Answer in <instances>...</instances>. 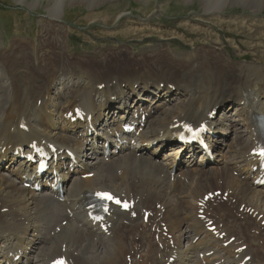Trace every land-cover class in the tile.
<instances>
[{
    "label": "bare ground",
    "instance_id": "1",
    "mask_svg": "<svg viewBox=\"0 0 264 264\" xmlns=\"http://www.w3.org/2000/svg\"><path fill=\"white\" fill-rule=\"evenodd\" d=\"M18 1L22 3V0ZM82 1L100 6L109 0ZM198 1L205 15L221 14L227 6H243L253 15L262 13L264 9V0ZM65 2L52 0L47 5L48 16L44 22L46 33L39 40L37 38L38 43L17 37L10 41L7 48L0 39V161L16 145L45 140L58 150L71 148L81 158V166L85 170L65 175L63 190L73 214L69 218L65 203L55 201L48 190L35 193L22 187L19 170L23 163L15 164L10 159L4 167L0 165V207H7V212H0V246L3 247L0 263L5 259L10 264H19L12 262L8 254L12 252L14 256L21 251L20 264H47L48 260L64 250L74 264H128L126 256L132 258L131 264H159L157 254L160 252L163 256H171V251L168 246L159 251L149 241L147 234L150 232L140 221V210L154 209L155 216L151 219L154 221L158 213L155 207L161 204L165 208L161 221L167 224L168 233L175 241L180 260H183L176 264H201L197 250L204 253L213 251L203 258L207 264H240L246 255H251V259L244 264H264V241L256 243L261 237L250 233L252 229L261 230L256 217L262 215L260 220L264 219V186L258 189L253 186L252 180H248L252 159L249 151L255 146V140H259L254 118L261 117L264 121L262 58L258 54L253 55L260 64L235 61L219 47V42L214 48L201 45L184 53L159 42L138 54L131 52L129 48L132 46L126 49L108 46L78 57H69L64 40L57 38L61 26L56 21L64 11ZM35 4L30 3L29 7ZM236 20H240L241 26L252 24L254 30L251 34H260L253 37L261 40L249 45L250 49L264 47V19L242 17ZM221 23L224 26L236 21L225 18L221 19ZM67 74L70 78L82 79V83L70 89L64 86L63 92H52V84ZM161 82L164 87L160 90ZM100 85L103 86L100 88ZM144 93L156 96L153 99L139 97ZM130 96L136 97V104L132 106L127 101ZM112 97L123 103L113 102ZM173 100L175 102L171 103ZM229 102L236 103L235 114L239 121L237 124L233 119L229 120L228 129L235 134L228 145L229 149L233 148L231 155L215 170L207 167L210 163L205 162L203 157L195 161L191 168L179 165L171 181L169 173L172 165L177 156H183V152L170 149L167 163L164 159L159 160L165 144L159 143L153 148H149V144L169 137L173 132L169 129L171 124L182 120L199 122L206 119L215 106L222 108V114L212 124L219 127L218 132L224 133L223 115L227 117L225 111L229 106L226 108L225 104ZM74 106L93 114L92 123H99L105 131L117 129L123 119L126 120L139 108L156 110L158 117L153 118L152 115L145 128L134 137L137 144L132 150L111 153L109 161L105 162L100 155H96L98 152L94 155L90 153V140L100 137L76 140L71 132L73 128L80 127V132L84 133L86 126L82 123L74 126L65 119H56L57 115L62 118ZM113 111L117 113L116 119L110 115ZM22 124L27 125V132L19 128ZM59 126L64 127L66 132L59 131ZM241 128L247 138L243 136ZM217 143L214 139L215 153L220 151ZM96 149L101 151V147ZM58 158L56 169L63 171L64 153L59 154ZM92 171L95 174L91 178L79 177ZM232 171H237L238 176L244 179L233 177L230 174ZM218 180H221V185L212 189ZM97 189H110L134 197L138 217L132 219L126 213L113 212L109 218L111 226L108 236L97 227L90 226L81 210V201L87 193ZM216 189H222V193L227 191L228 198L235 199V203H229V207L220 204L218 199L215 205L208 202V209L215 207L212 214L216 219V228L226 233V238L221 240L214 239L205 231L203 222L196 217L197 206L189 207L186 200L180 199L182 196L195 198L197 203L204 193ZM242 203L245 206L240 211ZM251 209L258 211L255 217ZM65 219L66 224L57 232L55 227ZM195 235L199 238L193 243ZM232 235L236 236L235 240L223 247L224 241ZM240 240L242 242L238 244ZM161 241L164 243L162 238ZM243 244L246 245L245 251L236 257L234 249ZM137 255L139 259H136Z\"/></svg>",
    "mask_w": 264,
    "mask_h": 264
},
{
    "label": "rangeland",
    "instance_id": "2",
    "mask_svg": "<svg viewBox=\"0 0 264 264\" xmlns=\"http://www.w3.org/2000/svg\"><path fill=\"white\" fill-rule=\"evenodd\" d=\"M65 1L64 11L56 21L61 26L57 38L64 40L66 55L69 57H78L100 48L106 49L108 46L125 49L132 46L129 48L131 52L138 54L160 41L170 44L172 48L183 53L189 52L194 47H201V45L214 48L217 45L216 42H219V47H222L224 52L226 50V53H235L238 56H232L237 58L235 61L255 64L258 60L256 61L253 55L258 54L264 62V47L258 46L255 50L249 48V45L261 40V38H253L259 36V32L251 34L254 30L252 24L241 26V19L236 20L242 17L253 20L264 19V9L262 13L253 15L251 10L244 9L243 6H227L226 11L221 14L205 15L198 0H193V2L186 0H109L100 6H92L82 0ZM51 2L52 0H22V3L18 0H0V39L2 38L3 45L8 48L10 41L17 37H25L38 43L40 36L46 33L44 30L47 26L44 22L48 16L47 5ZM30 3L36 4L34 7H29ZM225 18L234 19L236 23L223 26L221 19ZM232 30L239 31L233 32ZM243 43L247 45L244 46ZM237 46L241 50L238 51ZM78 83L79 80L75 81L74 77L70 78L67 74L66 77L61 76L57 79L53 88L56 89L55 92H60L63 91L65 85L70 89L73 87H70L71 84ZM174 102L173 100L171 103ZM229 118L234 119L238 124L235 110H229L227 119ZM225 124L226 121H224ZM227 134L229 135L220 136L221 138L218 139L220 142L222 139L225 140V145H222L224 148L221 149L223 152L227 150L226 143H229L230 138L234 136L232 132H227ZM243 134L246 138L244 131ZM218 158L223 159L219 154ZM180 199L185 201L184 196ZM187 200V206L190 207L193 200ZM244 213L246 214V211Z\"/></svg>",
    "mask_w": 264,
    "mask_h": 264
},
{
    "label": "snow or ice",
    "instance_id": "3",
    "mask_svg": "<svg viewBox=\"0 0 264 264\" xmlns=\"http://www.w3.org/2000/svg\"><path fill=\"white\" fill-rule=\"evenodd\" d=\"M259 155L262 156V157H264V148H261L259 150ZM97 195L100 196L102 199H108V200L113 199V197L109 193H97ZM116 203H120V201L119 200H116ZM124 207L127 208L128 205L125 203L124 204ZM106 210L107 209L105 208V211ZM57 264H64V262L63 261H57Z\"/></svg>",
    "mask_w": 264,
    "mask_h": 264
}]
</instances>
